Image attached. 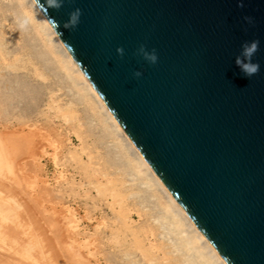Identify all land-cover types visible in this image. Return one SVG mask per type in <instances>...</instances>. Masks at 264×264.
<instances>
[{
  "label": "water",
  "instance_id": "obj_1",
  "mask_svg": "<svg viewBox=\"0 0 264 264\" xmlns=\"http://www.w3.org/2000/svg\"><path fill=\"white\" fill-rule=\"evenodd\" d=\"M243 3L65 0L50 10L61 26L76 8L82 16L61 36L36 7L225 263L264 264V0ZM253 40L260 71L248 78L235 60ZM141 45L157 63L137 54Z\"/></svg>",
  "mask_w": 264,
  "mask_h": 264
},
{
  "label": "rangeland",
  "instance_id": "obj_2",
  "mask_svg": "<svg viewBox=\"0 0 264 264\" xmlns=\"http://www.w3.org/2000/svg\"><path fill=\"white\" fill-rule=\"evenodd\" d=\"M30 14L0 0V264H205Z\"/></svg>",
  "mask_w": 264,
  "mask_h": 264
},
{
  "label": "bare ground",
  "instance_id": "obj_3",
  "mask_svg": "<svg viewBox=\"0 0 264 264\" xmlns=\"http://www.w3.org/2000/svg\"><path fill=\"white\" fill-rule=\"evenodd\" d=\"M26 2L28 4L29 10L31 12L30 16L33 18V21L40 24L42 31L47 36L48 41L53 46L55 53L61 57V59L63 61V62L62 61L61 62L64 64V67L66 66V69H69V73L71 72V75H72L71 78L72 79L75 78L76 81L78 80L82 84L83 87L79 86V84H78L80 89L77 91L83 92L85 90L89 94V96L94 99L95 103L98 105L99 109L101 110L104 117L107 119L108 123L115 130V133L118 136L117 138H120V140L123 142V144L126 146V148L131 153L134 161L136 162V165H138V167L140 168L139 172L144 171L147 174L148 178L156 185V187L165 196L169 208L167 206L166 207L170 211L173 219L176 220V222H174V223H176V225H177L176 230H178V233L176 235H178V238H180L179 241L183 240L187 244V246L189 247L190 251L195 253L198 256V258L200 257L202 260H204L203 262H205V264H226L225 261L220 257V255L216 252V250L212 247V245L208 242V240L204 237V235L200 232V230L196 227V225L192 222V220L189 218V216L185 213V211L182 209V207L178 204V202L170 194V192L167 190V188L164 186V184L160 181V179L152 171V169L145 162V160L142 158V156L138 153V151L133 146L131 141L128 139V137L125 135L123 130L117 124V122L112 117L110 112L107 110L105 105L102 103V101L100 100L98 95L95 93L94 89L92 88V86L90 85L88 80L85 78V76L83 75L81 70L78 68V66L76 65V63L74 62V60L72 59L70 54L67 52V50L65 49V47L63 46V44L61 43L59 38L55 35V33L50 28V26L47 24V22L45 21V19L42 16V14L40 13L38 8L34 4L33 0H26ZM20 4H21V2H20ZM31 21H32V19H31ZM3 60H4V64H5L6 58H4ZM76 81H75V83L77 84ZM82 88L84 90L81 91ZM75 89H78V88H75ZM140 170H142V171H140ZM183 230H187L188 234L184 235ZM161 234H163V233H161ZM166 236H165V238H166ZM161 237H162V235H161ZM165 241H166V239H165ZM172 241L174 243V240H172ZM175 241H176V239H175ZM164 248H166V247H164ZM181 248H182V245H181L180 249ZM175 251H177V250H175ZM167 253H168V251H167ZM181 253H182V251H181ZM182 254H184V253H182ZM185 255H183V256H185ZM187 256H188V253H187ZM189 256H191V255H189ZM191 257H195V256L192 255Z\"/></svg>",
  "mask_w": 264,
  "mask_h": 264
},
{
  "label": "clouds",
  "instance_id": "obj_4",
  "mask_svg": "<svg viewBox=\"0 0 264 264\" xmlns=\"http://www.w3.org/2000/svg\"><path fill=\"white\" fill-rule=\"evenodd\" d=\"M64 3L65 0H35L36 6L40 10L42 8L45 10L43 14L46 20L48 21V24L60 36L62 35V32L58 31V29L62 27L64 30H75L77 26L80 24L81 16H82V10L80 8H76L69 13L68 19L65 22H63L61 26L60 22L57 21L56 18L50 14V10H54L58 12L64 6ZM238 6L241 8L244 6L243 0H239ZM245 19L249 23L252 22L251 17H245ZM28 22H29L28 19H25L21 27H24V25L27 24ZM259 44H260L259 40H253L249 43H245L244 45H242V52H241L243 59H241V56H237L235 60L236 65L248 78H251L252 76L258 74L260 71V64L258 62L256 63L252 62V57L259 51ZM116 51L118 55L123 57L124 49L122 47L117 48ZM137 54L141 55L147 62L151 64H155L158 61L156 50L152 49L151 51H148L144 45H141L138 48ZM134 76L139 78L140 76H142V72L136 71L134 73Z\"/></svg>",
  "mask_w": 264,
  "mask_h": 264
}]
</instances>
